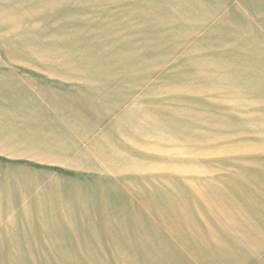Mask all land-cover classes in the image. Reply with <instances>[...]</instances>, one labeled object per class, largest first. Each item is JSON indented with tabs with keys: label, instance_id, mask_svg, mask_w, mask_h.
I'll return each mask as SVG.
<instances>
[{
	"label": "rangeland",
	"instance_id": "obj_1",
	"mask_svg": "<svg viewBox=\"0 0 264 264\" xmlns=\"http://www.w3.org/2000/svg\"><path fill=\"white\" fill-rule=\"evenodd\" d=\"M1 8L0 264H264V0Z\"/></svg>",
	"mask_w": 264,
	"mask_h": 264
},
{
	"label": "crops",
	"instance_id": "obj_2",
	"mask_svg": "<svg viewBox=\"0 0 264 264\" xmlns=\"http://www.w3.org/2000/svg\"><path fill=\"white\" fill-rule=\"evenodd\" d=\"M3 8H1L0 10H2ZM3 49V48H1ZM2 66V65H0ZM3 91L0 90V99H15L17 100V102L15 104H13L11 101L9 104H11V106H7V109L6 108H0V124H8V125H19L21 127V129L24 128V126L22 125H28L29 123V119L31 121H40L42 122V119L41 120H35L36 118H28V110L30 109H33V108H36V107H33V106H30L27 107V106H23L22 102L19 101V100H25V99H28L29 98V95L31 94L30 92H15V93H2ZM1 105V103H0ZM11 107V108H10ZM57 108V107H56ZM27 111V112H26ZM56 111H67L65 109H61L60 108H57ZM32 114V113H31ZM67 114V113H65ZM8 115L10 117H8ZM69 121V125L73 126L75 124H77V119H74V118H71V119H63V120H60V122L62 123H67ZM43 123V122H42ZM51 123V122H50ZM48 124V123H47ZM44 125V124H43ZM86 190H92L90 188L89 185H87L86 187Z\"/></svg>",
	"mask_w": 264,
	"mask_h": 264
},
{
	"label": "bare ground",
	"instance_id": "obj_3",
	"mask_svg": "<svg viewBox=\"0 0 264 264\" xmlns=\"http://www.w3.org/2000/svg\"><path fill=\"white\" fill-rule=\"evenodd\" d=\"M2 87L1 83H0V88ZM3 90H6L5 93H8V88L6 89H3ZM121 223V222H120ZM93 225V224H92ZM122 227L121 224H119V222H117L113 227L109 228L108 229V232H110V236H112V239L114 241V243L116 242L117 239L121 238L122 240V237L123 236H127L126 233L122 232ZM113 243V242H112ZM111 244V243H110ZM109 244V245H110ZM115 247V246H114ZM112 248V247H111ZM110 251V250H109Z\"/></svg>",
	"mask_w": 264,
	"mask_h": 264
}]
</instances>
